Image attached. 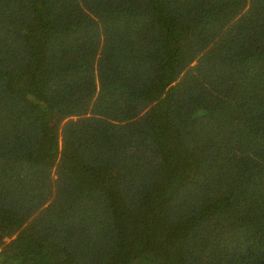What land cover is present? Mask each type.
<instances>
[{"label":"trees","instance_id":"obj_1","mask_svg":"<svg viewBox=\"0 0 264 264\" xmlns=\"http://www.w3.org/2000/svg\"><path fill=\"white\" fill-rule=\"evenodd\" d=\"M0 264H264V0H0Z\"/></svg>","mask_w":264,"mask_h":264}]
</instances>
